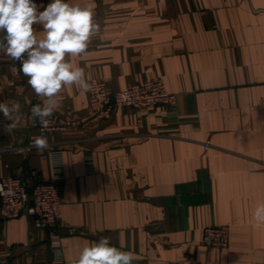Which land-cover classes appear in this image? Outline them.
Segmentation results:
<instances>
[{"label": "crops", "instance_id": "0c3cea01", "mask_svg": "<svg viewBox=\"0 0 264 264\" xmlns=\"http://www.w3.org/2000/svg\"><path fill=\"white\" fill-rule=\"evenodd\" d=\"M66 2L91 6L101 25L86 54L71 57L90 82L122 89L162 78L178 101L97 119L87 92L68 87L56 113L81 125L43 134L31 116L42 99L0 51V102L18 103L21 117L8 134L0 113V179H52L50 149L60 150L63 177L62 257L21 215L0 218V264H75L101 237L133 252L134 264H264V224L253 219L264 203V0ZM40 135L47 150L12 149ZM210 225L227 228L226 248L201 243Z\"/></svg>", "mask_w": 264, "mask_h": 264}, {"label": "clouds", "instance_id": "9594fccd", "mask_svg": "<svg viewBox=\"0 0 264 264\" xmlns=\"http://www.w3.org/2000/svg\"><path fill=\"white\" fill-rule=\"evenodd\" d=\"M94 16L91 6L81 7L66 0H50L43 10L35 0H0V51L19 62V71L42 99L31 108L33 122L38 121L42 129L52 123L66 88L84 92L92 88L85 68L71 63V57L86 54L93 38L100 34L101 25ZM34 25L42 27V36ZM19 110L18 103L0 102V113L11 121L4 125L6 133L12 134L18 127ZM32 143L38 151L49 148L44 135L34 137ZM253 219L264 224V203L256 206ZM136 260L133 252L112 245L109 237H101L83 248L75 264H134ZM53 264H59V260Z\"/></svg>", "mask_w": 264, "mask_h": 264}, {"label": "built area", "instance_id": "2783aa9c", "mask_svg": "<svg viewBox=\"0 0 264 264\" xmlns=\"http://www.w3.org/2000/svg\"><path fill=\"white\" fill-rule=\"evenodd\" d=\"M88 92L89 106L93 116L106 119L113 111L120 107H142L157 104L175 106L178 94L166 89L160 79L145 81L122 89H112L103 81H94ZM35 104L31 105V108ZM3 121L0 118V126ZM33 125L44 134L49 131L67 130L80 125L58 113L52 117V123L47 129H42L39 122ZM208 144V143H207ZM33 144L12 147L16 151H32ZM50 156L54 176L44 180L37 171H31L28 176H6L0 179V218L10 219L26 215L32 223L47 230L49 248L54 258L62 257V235L59 232L58 221L61 214L59 196L62 177V160L59 149H50ZM91 163V158H87ZM68 234H75L77 230L69 228ZM229 236L225 226L210 225L204 228L201 243L208 247L225 248ZM57 247H53V245ZM55 253H59L58 256Z\"/></svg>", "mask_w": 264, "mask_h": 264}, {"label": "rangeland", "instance_id": "374dc122", "mask_svg": "<svg viewBox=\"0 0 264 264\" xmlns=\"http://www.w3.org/2000/svg\"><path fill=\"white\" fill-rule=\"evenodd\" d=\"M41 1H43V3H46V2H50V0H41ZM156 79H160V80H162L163 82H164V80L162 79V78H156ZM156 79H147V80H143V81H140V82H134V83H132V84H130L129 86H131V85H136V84H140V83H142V82H145V81H152V80H156ZM97 81H102V80H97ZM92 82H94V81H92ZM92 82H90V83H92ZM103 82H105V81H103ZM106 83V82H105ZM107 84V83H106ZM164 85H165V87H166V89L168 90V91H170L168 88H167V86H166V84H165V82H164ZM110 87V86H109ZM126 87H128V86H126ZM112 88V87H111ZM125 88V87H124ZM113 89V88H112ZM170 92H172V91H170ZM173 93H175V92H173ZM177 94V93H176ZM87 99H88V92H87ZM88 103H89V99H88ZM167 105V104H166ZM170 106V105H169ZM90 107V106H89ZM126 107H128V106H126ZM134 108V107H133ZM90 110H91V108H90ZM91 113H92V110H91ZM92 115H93V113H92ZM94 117V116H93ZM67 118V117H66ZM96 118V117H95ZM69 119H72V118H69ZM97 119H100V118H97ZM106 119H108V118H106ZM72 120H74V121H79V120H77V119H72ZM80 125H81V121H80ZM78 127V126H77ZM207 144V143H206ZM209 144V143H208ZM205 246V245H204ZM206 247H208V246H206ZM227 247V246H226ZM225 247V248H226ZM212 248V247H211ZM215 248H218V247H215Z\"/></svg>", "mask_w": 264, "mask_h": 264}]
</instances>
